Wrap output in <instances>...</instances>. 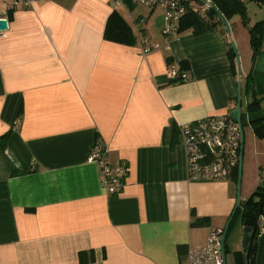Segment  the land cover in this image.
<instances>
[{"label":"crops","instance_id":"0c3cea01","mask_svg":"<svg viewBox=\"0 0 264 264\" xmlns=\"http://www.w3.org/2000/svg\"><path fill=\"white\" fill-rule=\"evenodd\" d=\"M114 9L136 38L160 48L143 54L138 40H106ZM246 11L249 25L264 21V6L250 2ZM7 21L0 36V137L10 132L0 148V264H79L80 252H92L93 264H185L187 250L203 246L210 229H225L237 204L233 183L188 180L184 148L180 137L170 148V129L231 114L248 74L264 99V32L255 54L239 16L226 21L229 37L221 23L167 44L161 9L115 8L109 0H38ZM232 44L239 74L228 59ZM180 62L189 80L171 83L168 67ZM250 134L247 144L243 134L241 201L264 165V140ZM95 143L107 146L110 164L127 165L116 195L89 161ZM195 219L206 223L192 226ZM242 231L238 215L225 240L226 264L248 262ZM255 244L254 264H264V233Z\"/></svg>","mask_w":264,"mask_h":264},{"label":"built area","instance_id":"2783aa9c","mask_svg":"<svg viewBox=\"0 0 264 264\" xmlns=\"http://www.w3.org/2000/svg\"><path fill=\"white\" fill-rule=\"evenodd\" d=\"M0 1L3 16L0 19L5 20L9 14L16 10L30 9L38 3V0ZM202 1L203 6L200 11L212 6L210 0ZM109 2L115 8L131 3L151 9H161L164 19L162 34L166 37L167 44L179 35L180 20L188 11L185 0H109ZM3 32L0 31V36ZM137 40L143 54L160 48L158 44H149L143 35L139 34ZM167 76L174 84H184L189 80L188 74L180 71L176 64L169 65ZM243 113L245 112L240 109V119ZM244 116L247 119V115L244 114ZM178 128L181 145L185 151L188 180L192 182L229 181L235 169L239 167L243 140L242 127L240 128L229 115H224L205 117L182 124ZM107 156V146L95 143L90 150L89 161L98 166L100 182L105 191L110 195H116L124 187L128 168L124 161L110 164ZM262 177H264V173H262ZM260 219L258 220L259 225ZM259 232L264 233V225L259 226ZM224 233L225 229H210L203 246L187 250L185 264H226L224 242L222 241Z\"/></svg>","mask_w":264,"mask_h":264},{"label":"trees","instance_id":"16d2710c","mask_svg":"<svg viewBox=\"0 0 264 264\" xmlns=\"http://www.w3.org/2000/svg\"><path fill=\"white\" fill-rule=\"evenodd\" d=\"M212 6L202 13L200 9L196 10L188 6L187 13L181 18L178 28V33H182L187 30H192L194 34H200L202 32L211 31L214 32L215 28L222 23L221 19L215 13L214 9L220 12L226 21H229L234 16H239L241 24L248 27L249 44L253 53H257L261 46L262 32H264V21H258L253 25H249L246 4L253 2L256 5L264 6V0H210ZM104 38L110 42H114L122 45H134L137 41L136 36H134L132 29L120 15L117 10H113L108 16L105 30ZM228 59L231 63V67L235 73V54L232 49L227 52ZM179 70L184 71L188 74L189 66L186 62H180L178 64ZM189 76V74H188ZM251 74L245 79L243 86V93L247 97L246 101V111L243 113L241 118V124H248L255 136L259 140H264V99L257 97L254 89L252 88V83L250 81ZM172 83V82H171ZM237 103V98H236ZM235 103V105H236ZM244 114L247 115L245 119ZM10 137V132L2 135L0 137V148L4 149L8 139ZM179 139V128L172 124L170 129V139L169 146L173 148ZM260 182L255 191L247 199L241 201L239 200L236 210L232 212L229 218L228 231L231 227L236 216H240L242 222L247 221L251 232L249 233V242L247 247V264H254L255 248H256V238L259 231L258 220L261 215H264V177L262 173L264 170L260 171ZM18 174V173H17ZM239 180V168H236L230 181L235 185L238 184ZM205 220L195 219L192 222V226L204 225ZM227 236V235H226ZM226 240V239H225ZM224 252H226V242H224ZM178 254H182V247H178ZM79 264H93L94 258L92 252H80L78 255Z\"/></svg>","mask_w":264,"mask_h":264},{"label":"water","instance_id":"95a60500","mask_svg":"<svg viewBox=\"0 0 264 264\" xmlns=\"http://www.w3.org/2000/svg\"><path fill=\"white\" fill-rule=\"evenodd\" d=\"M214 11L218 15V17L221 19L222 23L225 26H227V22L223 18V16L220 14V12L217 11L216 9H214ZM7 28H8L7 20L0 19V31H5V30H7ZM231 46H232L233 52L235 54V62H236V65L238 67V74H239L240 73V66H239L238 57L236 55V51H235L233 44ZM240 109H241V99H240V86H239L238 87V97H237L236 108L231 114H229V117L232 120L236 121L241 128ZM242 148H243V140H242V145H241V153H242ZM241 160H242V157L240 158L239 167H238L239 168V176H240V170H241ZM238 186H239V180H238ZM238 201H239V196L237 194V203H238ZM237 206L238 205L236 204L234 211L236 210ZM228 225H229V222L227 223V225L225 227V233H224L223 238H222L223 242H225V239H226ZM250 232H251V228L249 227L248 222L244 221L243 222V231H242L243 236H242V241H241V247H242V251L245 253L247 252V247H248V242H249V233Z\"/></svg>","mask_w":264,"mask_h":264},{"label":"rangeland","instance_id":"374dc122","mask_svg":"<svg viewBox=\"0 0 264 264\" xmlns=\"http://www.w3.org/2000/svg\"><path fill=\"white\" fill-rule=\"evenodd\" d=\"M120 9H123V8H119V10ZM123 12V11H122ZM123 14H125L124 12H123ZM228 27V28H227ZM229 29V26H225L224 24H223V27H222V30H223V32H224V35H226L227 37H229V34H230V29ZM234 46V48H235V51H236V55H237V57H238V61H239V66H240V73L242 72V70H243V67H242V63H241V60H240V57H239V51H238V49H237V46L234 44L233 45ZM241 46V45H240ZM232 47V46H231ZM239 49H240V47H238ZM236 68H237V74H238V67H237V65H236ZM241 110L243 111V112H245L246 111V101H247V99H246V96H245V94L242 92V96H241ZM242 127V133L244 134V141H245V144H247V142H248V136H250L251 134L250 133H253L252 135H253V137H254V139H257V140H259V138H257L256 136H255V134H254V132H253V130H252V128L248 125V124H246V123H243V125L241 126ZM254 170H258V176L260 177V174H261V172L260 171H262V170H264V165H261L260 167H256ZM245 171H246V168H245ZM241 173V172H240ZM242 174H240V176H239V186H238V184L237 185H235L234 183H233V185H234V187H235V190H236V195L238 194V196L240 197V194H241V192H240V189H242ZM259 185V183L256 185V187L253 189V191L250 193V195H252V193L255 191V189L257 188V186ZM249 195V196H250ZM248 196V197H249ZM247 197V198H248ZM236 224H237V222L235 221L234 223H233V225L234 226H236ZM229 235L231 236L232 235V230L230 231V233H229ZM229 236V237H230Z\"/></svg>","mask_w":264,"mask_h":264}]
</instances>
